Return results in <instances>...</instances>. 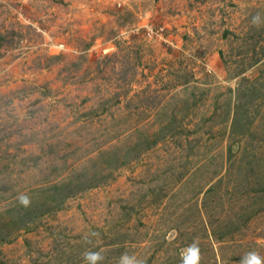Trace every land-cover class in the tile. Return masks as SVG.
I'll return each instance as SVG.
<instances>
[{
    "label": "rangeland",
    "instance_id": "rangeland-1",
    "mask_svg": "<svg viewBox=\"0 0 264 264\" xmlns=\"http://www.w3.org/2000/svg\"><path fill=\"white\" fill-rule=\"evenodd\" d=\"M193 241L264 257V0H0V264Z\"/></svg>",
    "mask_w": 264,
    "mask_h": 264
},
{
    "label": "clouds",
    "instance_id": "clouds-1",
    "mask_svg": "<svg viewBox=\"0 0 264 264\" xmlns=\"http://www.w3.org/2000/svg\"><path fill=\"white\" fill-rule=\"evenodd\" d=\"M252 23L257 26L261 23L260 13L253 16ZM19 203L24 207H28L30 205V198L27 195H21L19 197ZM83 259L85 264H100L104 259V255L102 251H86L83 254ZM199 261L200 249L198 242L193 241L182 252V264H199ZM118 264H144V261L135 255L123 253L118 260ZM240 264H264V257H261L255 251H250L241 258Z\"/></svg>",
    "mask_w": 264,
    "mask_h": 264
}]
</instances>
